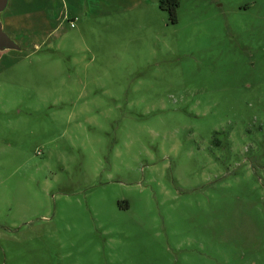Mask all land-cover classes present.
<instances>
[{
  "label": "rangeland",
  "instance_id": "1",
  "mask_svg": "<svg viewBox=\"0 0 264 264\" xmlns=\"http://www.w3.org/2000/svg\"><path fill=\"white\" fill-rule=\"evenodd\" d=\"M159 1L9 0L0 264H264V0Z\"/></svg>",
  "mask_w": 264,
  "mask_h": 264
},
{
  "label": "water",
  "instance_id": "2",
  "mask_svg": "<svg viewBox=\"0 0 264 264\" xmlns=\"http://www.w3.org/2000/svg\"><path fill=\"white\" fill-rule=\"evenodd\" d=\"M9 5V0H0V53L9 50H21L18 43L9 37L4 31L2 14L5 12Z\"/></svg>",
  "mask_w": 264,
  "mask_h": 264
},
{
  "label": "trees",
  "instance_id": "3",
  "mask_svg": "<svg viewBox=\"0 0 264 264\" xmlns=\"http://www.w3.org/2000/svg\"><path fill=\"white\" fill-rule=\"evenodd\" d=\"M178 6V0H160L159 7L162 10H166L169 15L171 23H176V9Z\"/></svg>",
  "mask_w": 264,
  "mask_h": 264
},
{
  "label": "crops",
  "instance_id": "4",
  "mask_svg": "<svg viewBox=\"0 0 264 264\" xmlns=\"http://www.w3.org/2000/svg\"><path fill=\"white\" fill-rule=\"evenodd\" d=\"M37 14L39 17L44 18L45 23L47 22V19H46L47 14L45 11L40 10V12ZM23 17H24V15L23 16H17V17H11L10 20H7L10 29L17 31L20 27V25H18V22H20L23 19ZM16 19H17V21H16ZM3 26H4V24H3Z\"/></svg>",
  "mask_w": 264,
  "mask_h": 264
}]
</instances>
